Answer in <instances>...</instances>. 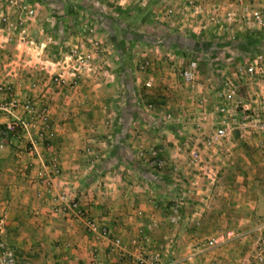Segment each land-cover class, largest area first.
Wrapping results in <instances>:
<instances>
[{"label": "crops", "instance_id": "obj_1", "mask_svg": "<svg viewBox=\"0 0 264 264\" xmlns=\"http://www.w3.org/2000/svg\"><path fill=\"white\" fill-rule=\"evenodd\" d=\"M29 1L41 5L38 14L21 22L18 12H10L8 26L0 30V238L14 251L17 264L130 262V249L111 254L108 242L87 234L80 223L47 214L48 191L63 188L88 204L91 215L108 223L124 244L154 218L155 229L150 234L143 230L150 235L152 251L164 248L160 264H251L258 225L264 222V148L258 146L264 134L244 142L233 131L209 149L200 146L196 164L184 147L187 138L208 136L220 127L216 94L227 77L218 78L211 70L198 77L195 89L187 88L180 78L186 65L179 60L168 63L163 53L166 48L175 53L192 48L166 41L160 52L153 50L146 44L147 32L139 34L142 43L136 51L139 57L153 53V67L140 72L125 66L116 77L111 29H105L103 47L111 58L102 60L96 52L90 63L84 52L94 47L86 43L91 35H84V25L77 24L82 16L68 14L63 0ZM209 3L204 2L203 12ZM257 4L264 6V0ZM97 19L111 21L99 15ZM223 32L230 33L231 40L247 33L237 26ZM160 34L176 36L170 31ZM94 35L105 37L99 30ZM39 49L43 63L36 66ZM76 56L83 66L71 61ZM246 59L241 56L235 65ZM231 77L245 103L264 90L262 84L247 85L235 74ZM148 78L153 79L149 88ZM27 100L34 121L36 114L49 110L45 139H39L35 129L28 136L18 125L8 128L33 121L22 107ZM171 116L177 121L169 120ZM155 150L160 151L159 167L151 162ZM52 162L59 166L57 176L52 175ZM41 169L43 175L37 177ZM179 189L185 191L186 206L183 219L172 227L165 221L169 201ZM131 200L138 212L134 220L129 219ZM108 212L115 216L111 221ZM226 231L233 233L227 242L206 245Z\"/></svg>", "mask_w": 264, "mask_h": 264}, {"label": "built area", "instance_id": "obj_2", "mask_svg": "<svg viewBox=\"0 0 264 264\" xmlns=\"http://www.w3.org/2000/svg\"><path fill=\"white\" fill-rule=\"evenodd\" d=\"M205 1L210 2L209 8L203 12L202 5ZM0 30L4 26H8L10 12H18L19 20L23 22L26 19L34 18L38 13V3H31L29 0H0ZM159 14L164 21L186 20L188 29L199 33L201 29L209 26L213 30H227L237 26L240 31H246L248 28L261 31L264 33V6L257 4V0H158ZM180 22V21H179ZM40 49L35 52L36 66L43 63L40 58ZM32 59H29L31 63ZM77 67L83 66V59L76 56L71 60ZM45 62V61H44ZM146 63L140 66L143 70ZM199 73V61L190 59L188 64L180 72L182 83L189 89L196 87ZM235 79L239 82L250 85L253 83L262 84L264 87V58L257 56L248 58L236 64ZM146 87H151V81L145 83ZM239 85L234 83L232 78H224L222 80L217 98L219 105L217 112L222 116L220 127L216 128L210 135L191 136L185 142V149L188 153L191 163H198L201 160V148L209 149L217 141L231 136L236 131L240 140L247 142L258 138L264 134V90L251 100L250 104L245 103L238 94ZM27 114H30L31 122L28 123H11L8 127L10 130L15 126L22 127L26 130L27 135L31 136L32 130L37 131L39 139H45L48 135L49 127V110L43 109L36 114L38 118L34 121L32 118L33 108L29 100L22 105ZM39 124V125H38ZM198 129L200 126L197 125ZM258 146L264 148V142L258 141ZM1 148V146H0ZM160 151L152 152L153 166H161L162 160L158 158ZM52 175L59 174V166L56 162L50 164ZM35 175L42 176L43 171H36ZM52 176V177H53ZM50 184V183H48ZM169 214L166 217V223L175 227L181 221V212L186 206L185 192L176 191L170 199ZM135 200L130 201L133 213L129 216L130 220H134L137 215ZM44 210L53 217H63L69 222H77L84 226L87 234L92 237H98L106 240L109 244V252L111 254L116 251H128L130 249L131 259L126 264H160V256L163 247L156 251L150 249V235L144 232L146 228L150 234L157 226L154 218L150 219L148 224L140 226L136 229L127 244L122 242L121 237L113 236L111 227L105 221L94 218L91 215L90 207L82 199L78 198L71 190L67 188L60 189L58 192L48 191V197L44 200ZM109 221L114 219V214L108 212ZM260 235L254 242L249 259L251 264H264V222L258 225ZM233 233L231 231L220 232L213 239L207 241L209 247H218L227 242ZM150 252V254H149ZM149 254V255H148ZM0 264H17L16 255L12 249L0 238Z\"/></svg>", "mask_w": 264, "mask_h": 264}, {"label": "rangeland", "instance_id": "obj_3", "mask_svg": "<svg viewBox=\"0 0 264 264\" xmlns=\"http://www.w3.org/2000/svg\"><path fill=\"white\" fill-rule=\"evenodd\" d=\"M58 1L62 0H54V2ZM63 1L66 3L65 11L68 14L77 15V18L82 16L80 18L81 22H78L77 24L84 25V35H91V40L89 38L86 40V43L94 48L92 50L89 48L86 53L84 52V55H86L84 60L91 63V61H94L96 52L102 57V60H106V57L111 58V53H107L106 50H103V47L106 46L107 38L105 35V29H111L113 36L111 38L109 35L108 39L112 40L115 44L113 62L117 68L115 69L116 77L119 76L122 68L125 66H132L133 70L137 69V71L140 72H146L149 68L153 67V53L145 51L141 54V57H139V54L136 51L138 44L142 43L138 41L140 39L139 34L141 33L140 36H142L145 32H147L145 34H147L148 41L150 42L146 44H150L153 50L157 49L159 51L161 46H165L164 44L166 41L168 45L181 43L184 46H188L187 48H192L188 53H186V51L175 53L166 48L165 52L163 50V55L168 63L172 64L176 60H179L184 66L188 64L191 58L197 59L199 61V78L203 74L211 72V70H213L212 72L218 78L221 75L232 78L231 76H233L235 72V63L241 58V56L254 58L261 55L264 58V35L261 31H253V28H248L244 38L242 37L241 39L237 37L232 40L227 38V36H230V33L223 32L224 29L220 30V35H215L216 33H214L213 28L209 26L201 29L199 33L196 34V32L188 29L189 22L185 19L173 20L172 22L167 20L164 21L159 14V6L157 8L156 3L154 2L155 0H147L146 2H143V0H81L79 1V4L74 0ZM38 8H41L40 4ZM98 15L108 18L111 21L102 20L101 22H96V20H98ZM98 30L99 33L102 32L104 34V38L102 36L93 38L94 33H98ZM162 31H170V34H176V36H161L160 33ZM128 32H130L129 35ZM177 34H182V36H184L183 39H179L180 37H178L179 35ZM225 36L226 38H224ZM187 55L193 57L187 59ZM99 61H101V59H99ZM145 62H147L146 67L141 70L140 66ZM209 63L211 64V67H208ZM92 72L89 67V73ZM147 81H151L152 86L153 79L148 78L146 82ZM239 89L241 90V87H239ZM217 91L218 89L216 92ZM244 92L245 90L243 93ZM149 106L150 105H147V107ZM168 115L170 116L171 114ZM168 119L173 120V122L177 121L174 120V118L172 119V116L168 117ZM179 190L184 191L183 189ZM182 219L183 215L181 212V220Z\"/></svg>", "mask_w": 264, "mask_h": 264}]
</instances>
